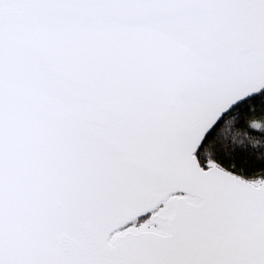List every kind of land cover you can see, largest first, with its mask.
Masks as SVG:
<instances>
[{"label": "snow or ice", "instance_id": "6c2138e0", "mask_svg": "<svg viewBox=\"0 0 264 264\" xmlns=\"http://www.w3.org/2000/svg\"><path fill=\"white\" fill-rule=\"evenodd\" d=\"M0 264H264V0H0Z\"/></svg>", "mask_w": 264, "mask_h": 264}]
</instances>
